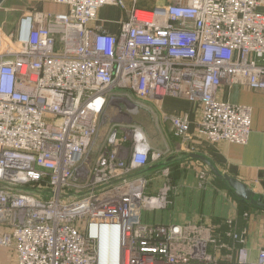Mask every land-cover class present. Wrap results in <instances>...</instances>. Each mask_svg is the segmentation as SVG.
<instances>
[{
  "label": "built area",
  "instance_id": "1",
  "mask_svg": "<svg viewBox=\"0 0 264 264\" xmlns=\"http://www.w3.org/2000/svg\"><path fill=\"white\" fill-rule=\"evenodd\" d=\"M50 1L69 11L24 14L13 40H0V249L16 264H264V249L251 261L236 230L228 246L196 227L143 222L166 194L146 196L148 181L132 176L163 159L138 127L115 123L90 160L110 104L134 98L195 102L199 134L247 144L251 109L217 95L264 92V0L134 9L117 35L91 24L123 0ZM169 120L189 136L187 115Z\"/></svg>",
  "mask_w": 264,
  "mask_h": 264
},
{
  "label": "crops",
  "instance_id": "2",
  "mask_svg": "<svg viewBox=\"0 0 264 264\" xmlns=\"http://www.w3.org/2000/svg\"><path fill=\"white\" fill-rule=\"evenodd\" d=\"M187 2L188 0H184ZM124 7L104 6L98 19L91 26L117 35L134 9L153 11L178 4L181 0H123ZM68 7L50 0H5L0 7V40L12 41L20 19L24 14L67 13ZM217 98L232 105L251 109V134L247 144L228 141L209 142L198 133L199 105L180 97L163 99H131L110 104L105 116L107 122L101 128L90 152L93 162L103 149L106 138L115 126L138 127L150 154L161 153L160 162H152L133 177L147 182L146 196L161 198L166 194L164 207L150 206L142 210V220L149 225H181L202 229L205 238H212L228 246L233 245L230 231L242 233L251 261H255L260 249H264V209L237 199L222 177L229 176L247 185L256 198H264V92L253 91L243 85L222 86ZM122 110L126 113L120 116ZM187 115L190 120L189 136L175 134L170 117ZM130 143L119 150L121 158H128ZM171 199V201H170ZM231 221L232 224H228ZM229 252H221L225 256ZM0 264H16V255L8 249H0Z\"/></svg>",
  "mask_w": 264,
  "mask_h": 264
},
{
  "label": "water",
  "instance_id": "3",
  "mask_svg": "<svg viewBox=\"0 0 264 264\" xmlns=\"http://www.w3.org/2000/svg\"><path fill=\"white\" fill-rule=\"evenodd\" d=\"M4 1L5 0H0V7L4 3ZM214 172L219 176V178L223 179L228 183L230 188L234 191V195L237 199L243 202H247L252 206L264 209V198L262 197L256 198L255 194L247 185L229 176L222 177L216 170H214Z\"/></svg>",
  "mask_w": 264,
  "mask_h": 264
}]
</instances>
